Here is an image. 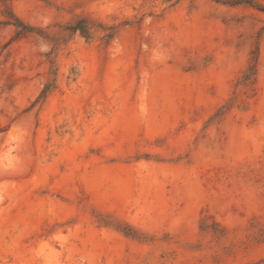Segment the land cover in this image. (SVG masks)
Returning <instances> with one entry per match:
<instances>
[{"label": "rangeland", "instance_id": "374dc122", "mask_svg": "<svg viewBox=\"0 0 264 264\" xmlns=\"http://www.w3.org/2000/svg\"><path fill=\"white\" fill-rule=\"evenodd\" d=\"M0 264H264V0H0Z\"/></svg>", "mask_w": 264, "mask_h": 264}, {"label": "trees", "instance_id": "16d2710c", "mask_svg": "<svg viewBox=\"0 0 264 264\" xmlns=\"http://www.w3.org/2000/svg\"><path fill=\"white\" fill-rule=\"evenodd\" d=\"M72 30H73V31L78 30V31H80V33H81L82 35H87V34H88V32H87L88 29H87L85 26H81L79 23L76 24V25L72 28Z\"/></svg>", "mask_w": 264, "mask_h": 264}]
</instances>
